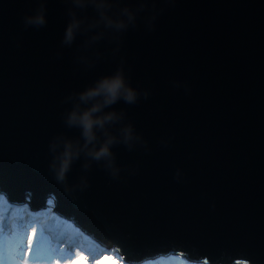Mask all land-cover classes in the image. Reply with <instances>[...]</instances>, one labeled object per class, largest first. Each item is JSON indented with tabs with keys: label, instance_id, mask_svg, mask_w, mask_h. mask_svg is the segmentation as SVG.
Wrapping results in <instances>:
<instances>
[{
	"label": "water",
	"instance_id": "obj_1",
	"mask_svg": "<svg viewBox=\"0 0 264 264\" xmlns=\"http://www.w3.org/2000/svg\"><path fill=\"white\" fill-rule=\"evenodd\" d=\"M120 6L135 22L85 53L83 35L63 43L69 0H0L3 188L54 194L132 261L264 264V0ZM41 7L46 23L27 25ZM120 70L137 100L104 111L134 138L120 136L110 159L82 155L57 180L50 145L80 138L65 123L70 98Z\"/></svg>",
	"mask_w": 264,
	"mask_h": 264
},
{
	"label": "clouds",
	"instance_id": "obj_2",
	"mask_svg": "<svg viewBox=\"0 0 264 264\" xmlns=\"http://www.w3.org/2000/svg\"><path fill=\"white\" fill-rule=\"evenodd\" d=\"M69 2L72 7L68 12L69 20L65 28L63 43L70 46L76 41L78 36L83 35L86 37L83 43L85 53L101 39L118 38L119 34L126 31L129 25L136 20V15L132 9L128 6L121 7L120 0H69ZM89 9H91V16L87 15ZM25 22L29 26H43L46 23L43 7L35 14L26 17ZM88 58L86 54L80 57L82 61H87ZM137 97L138 93L136 89L130 85L123 71L120 70L111 76L103 77L95 85L79 93L77 97L70 98L72 108L65 116V123L69 128H78L80 130V138L78 140H72L65 137H57L50 145V149L54 153L51 168L57 180H66L67 173L70 171L72 164L82 155L95 161L110 159L113 155L111 148L115 143L119 142L120 136L123 137V142L126 144L134 138V130L130 124L122 125L113 132L112 127L121 121L122 115L115 111L106 112L104 109L110 108L121 99L125 103L134 104ZM84 166L88 167L87 164ZM3 185L0 184V187L6 192V195L11 201L13 199L23 200L25 202L30 201L26 205L35 210L39 209L38 207L40 205H45L44 194L37 195V193L30 189H25L22 192L16 188H12V191L5 190ZM17 191L20 193H16ZM51 195L52 193L48 196V200L49 198L52 199L50 200L51 205H47V208L50 209L47 216L51 218L52 215L61 214V221L70 222L71 220L75 222L64 210H61V208L58 209L59 206H56L55 200L60 199L51 197ZM3 204L5 202L1 203L2 206H4ZM53 205H55V208L52 207ZM23 215L27 217L32 214L27 212V214ZM85 228L87 229L86 226ZM49 233H55V229L49 230ZM87 237L85 236L83 238V242L94 245V247L91 246L90 248L93 255L95 254L94 248L96 247L98 248L97 253L104 252L108 249L112 250L114 255L121 253L118 248L113 246L109 241L110 244H108L101 237L92 236L91 234ZM76 242V240H71L72 244L78 246ZM100 245H104L105 248H102ZM54 249L55 247L50 248L52 251ZM0 252L1 256L6 258H17L18 256L17 251H13L10 248L5 249L2 246H0ZM28 253L30 254L31 251H28ZM55 254H58V251H55ZM177 255L173 254L167 258L170 260L176 259L172 257ZM185 256L188 257L184 254L183 261L186 260ZM31 259L34 260L32 264H35V257L32 256ZM11 264L18 263L13 261ZM133 264H139V262L134 261ZM190 264H200V262L197 261Z\"/></svg>",
	"mask_w": 264,
	"mask_h": 264
},
{
	"label": "rangeland",
	"instance_id": "obj_3",
	"mask_svg": "<svg viewBox=\"0 0 264 264\" xmlns=\"http://www.w3.org/2000/svg\"><path fill=\"white\" fill-rule=\"evenodd\" d=\"M0 184H4V182H1L0 181ZM12 188H16V189H24V188H20V187H17V186H13ZM16 193H20V192H16ZM49 194L50 193H48L47 195H44V198H45V201H44V204H46V205H48V206H50L51 205V203H50V200L52 199V198H49V200H48V196H49ZM47 199V200H46ZM4 205V204H3ZM65 206V205H64ZM66 207L67 206H65V209H66ZM2 208V207H1ZM0 208V209H1ZM65 209L63 208V207H61V210H64L65 211ZM54 211V210H53ZM39 234H40V236L41 237H43V238H45V235L43 234V236L41 235V232H39ZM92 236H98V235H96L95 233H92L91 234ZM99 237V236H98ZM103 237V236H102ZM105 238V237H104ZM107 239V238H106ZM108 240V239H107ZM43 241V243H45L44 242V240H42ZM110 241V240H109ZM111 244H112V242H110ZM113 245V244H112ZM47 247H49L48 245H46ZM113 246H115V245H113ZM116 247V246H115ZM104 255H107V254H103V255H101V257L102 256H104ZM85 256H87V255H85ZM70 258L67 260V261H65V262H68V261H70V260H72V259H77L78 257H80L78 254H75V255H72V256H69ZM89 258V257H88ZM96 258H97V256L96 257H93V260H95V263H96ZM122 259V258H121ZM161 260V259H160ZM159 261V260H158ZM34 262V260L33 259H29V261H28V263L29 264H32ZM60 264V263H59ZM62 264H68V263H62ZM154 264H172V260H170V259H168L167 258V260H161L159 263L157 262V263H154Z\"/></svg>",
	"mask_w": 264,
	"mask_h": 264
},
{
	"label": "snow or ice",
	"instance_id": "obj_4",
	"mask_svg": "<svg viewBox=\"0 0 264 264\" xmlns=\"http://www.w3.org/2000/svg\"><path fill=\"white\" fill-rule=\"evenodd\" d=\"M44 230L41 229V235L43 236ZM27 237L25 236V239ZM39 243V241H38ZM71 251V249H69ZM81 261H83V264H87L86 259L83 257H78L77 260L73 261V264H81ZM96 264H119V261L115 258L114 255H104L99 260L96 261Z\"/></svg>",
	"mask_w": 264,
	"mask_h": 264
},
{
	"label": "bare ground",
	"instance_id": "obj_5",
	"mask_svg": "<svg viewBox=\"0 0 264 264\" xmlns=\"http://www.w3.org/2000/svg\"><path fill=\"white\" fill-rule=\"evenodd\" d=\"M14 192V191H13ZM48 193H44V195H47ZM51 197H56L54 194H52L51 195ZM55 204H56V206H59V207H63L62 206V201L61 200H58V199H56L55 200ZM46 205V204H45ZM54 211H55V209H53ZM38 241H39V243H38ZM106 241V240H105ZM45 243H43V241L42 240H35V243L38 245V246H40L41 247V250H42V252L41 253H38V254H36L37 256H42V255H51L52 253H51V251H50V248L49 247H47L46 245H48L47 244V242L46 241H44ZM108 244H110L108 241H106ZM183 254V253H182ZM70 257H67L63 262H60V264H62V263H66L65 261H67L68 259H69ZM123 259V258H122Z\"/></svg>",
	"mask_w": 264,
	"mask_h": 264
},
{
	"label": "trees",
	"instance_id": "obj_6",
	"mask_svg": "<svg viewBox=\"0 0 264 264\" xmlns=\"http://www.w3.org/2000/svg\"><path fill=\"white\" fill-rule=\"evenodd\" d=\"M171 260H172V264H190V263H187V262L183 261L180 258L171 259Z\"/></svg>",
	"mask_w": 264,
	"mask_h": 264
}]
</instances>
